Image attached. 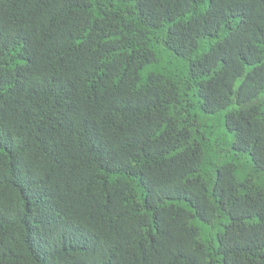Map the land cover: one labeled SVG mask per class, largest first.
Masks as SVG:
<instances>
[{"label": "trees", "instance_id": "1", "mask_svg": "<svg viewBox=\"0 0 264 264\" xmlns=\"http://www.w3.org/2000/svg\"><path fill=\"white\" fill-rule=\"evenodd\" d=\"M0 264H264V0H0Z\"/></svg>", "mask_w": 264, "mask_h": 264}]
</instances>
